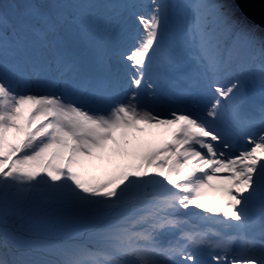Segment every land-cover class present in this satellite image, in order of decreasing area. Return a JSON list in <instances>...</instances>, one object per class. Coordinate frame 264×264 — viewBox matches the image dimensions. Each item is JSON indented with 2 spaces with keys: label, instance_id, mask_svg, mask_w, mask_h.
Returning a JSON list of instances; mask_svg holds the SVG:
<instances>
[{
  "label": "snow or ice",
  "instance_id": "snow-or-ice-1",
  "mask_svg": "<svg viewBox=\"0 0 264 264\" xmlns=\"http://www.w3.org/2000/svg\"><path fill=\"white\" fill-rule=\"evenodd\" d=\"M248 2L152 0L150 16L132 13L144 35L128 52L120 50V12L103 0L0 4V264H264V12L259 23L250 20L241 7ZM170 8L195 53L168 33ZM113 60L134 69L127 102L114 103L107 115L84 110L117 89ZM193 60L207 72L234 65L241 71L230 87L215 89L205 118L172 111L161 119L140 109L146 77L155 76L161 94L172 85V95H188ZM253 61L257 72L243 75ZM17 84L26 94L14 92ZM54 86L59 95L30 91ZM250 86L259 105L249 101ZM217 121L241 132L258 129V137L247 136L253 146L231 158L213 143L232 148ZM142 125L164 128L172 139L129 150ZM114 157L131 162L104 178L88 174ZM206 189L222 193L220 206L201 202ZM190 206L222 214L214 222L231 235L216 242L181 229L191 247L179 240L162 246L158 235L187 223L182 217L212 219ZM234 242L239 251L229 255ZM204 244L221 253L202 259L196 246Z\"/></svg>",
  "mask_w": 264,
  "mask_h": 264
},
{
  "label": "rangeland",
  "instance_id": "rangeland-1",
  "mask_svg": "<svg viewBox=\"0 0 264 264\" xmlns=\"http://www.w3.org/2000/svg\"><path fill=\"white\" fill-rule=\"evenodd\" d=\"M21 2V0H0V4L4 5L5 7H7L9 4L11 3H18ZM103 2H106V0H103ZM138 4L139 5H143L142 7L140 6H135V8H137L136 10L134 9V5H132V7L130 8H124L123 10L120 9V5H122V2H119L118 4H116L117 8L113 9L114 10H118L120 12V16L118 18L119 24L121 26V28L123 29V35H122V39H121V43H120V50L124 51V52H128L129 50L133 49L138 40L144 35L143 32V26L139 25L138 22L135 19V16L132 15V13H135L136 15H144V16H150L151 14V10H152V0L150 1H146L141 3L142 1L138 0ZM163 2L172 5V4H183V3H187L188 0H163ZM124 5H129L128 3L124 2ZM116 12V11H115ZM112 12H109L108 15H112ZM182 20L181 17L179 16V14H177V12H174L172 9H169V14H168V33L171 34L174 38V41L181 44L185 45V46H190L191 51L193 52L192 48H191V44L194 45L192 40H187V32L186 30H184L182 27ZM131 27L132 29L128 32V31H124L125 29ZM128 35H133L134 37H138L137 38V42L135 43V39L134 40H130L128 38ZM126 41V44H123V42ZM135 43V44H134ZM123 44V45H122ZM134 45V46H133ZM196 50V49H195ZM195 53V52H193ZM112 64L114 63H118V61L113 60L111 62ZM190 69L193 73H197V72H202L204 71V67L201 68V66L197 65L195 61H191L190 62ZM127 65V69H123L121 70L123 72V74H117V78H118V90H117V96L113 97V95L111 94L109 97L105 98V102H108L111 106L114 105V103L116 102H127V98L130 94L131 89L133 88V86L130 83V77H131V73L132 71H134V69H131L128 64ZM238 68V67H237ZM247 69V70H246ZM243 72V75L247 76L250 75L252 73H256L257 72V67H256V63L255 65H253V62H251V68H246ZM118 70H116L117 72ZM206 71V70H205ZM240 71V70H239ZM212 74L213 72H207L206 74ZM210 74V75H211ZM237 77H232L231 80L228 79L226 80L224 83H227L230 81V85H226V86H220V88L223 89H227L228 87H230L232 85V83L235 82ZM155 76H152L151 79H149L148 77L145 78V80L143 82H149V83H153V88H150L148 90V88H145V90H143L144 88H142V85L139 89L140 91V96L139 99H143V98H150L151 102L153 103L155 101L154 98V89L158 88V85L155 83ZM142 82V84H143ZM223 83V84H224ZM200 88H201V92L198 93L196 95L195 98H193V108L190 109H179L177 108V106L174 104L173 108L178 109L180 111L183 112H191L192 114H194L195 116H198L200 118H202L206 113L208 108L210 107V104L208 103V100L211 97V90H210V82H205V78L204 77H200V82L197 84ZM14 92L19 95V94H26V90L21 87L19 84H17L14 87ZM32 93L34 94H41V95H59L60 94V87L59 86H54V87H50L49 89H36L33 88L30 90ZM248 92L249 94V101L250 103L254 102L256 100V96L259 97V93L252 88L251 86L248 88ZM96 101V99H94ZM252 101V102H251ZM91 102V101H90ZM90 102L88 103H84L82 104V108L84 110H88L89 109H94V110H98V112H91V113H95V114H103V115H107L110 110H105V111H101L104 110L106 107L103 105V103H99L98 107H93ZM151 111H154V109H150ZM159 117H163V116H159ZM206 117V116H205ZM204 117V118H205ZM162 128H146L145 132L143 133H136V139L133 140L131 142V144L129 145V150H136V148H139V152H143V151H147L150 148H155V147H159L163 145L162 142V138L164 139L165 135H161V133L163 131H161ZM254 131V130H253ZM255 132V131H254ZM259 134V132H258ZM150 142V143H149ZM148 143V144H147ZM144 144H146L144 146ZM137 152V151H136ZM115 163L113 164H108L107 161L101 163L100 161H97L96 163L100 165V167L98 168H94V169H90L89 170V175L90 176H95L98 178H104L106 175L111 174L112 172H114L116 170V165L117 164H126L131 162V158H123L121 159L120 157H114ZM159 179H162V177H158ZM169 187H171L169 185ZM205 199L202 198V201L205 206L207 207H216L217 204L222 203L218 202L219 199H214L213 197H211V195L205 192V195L203 196ZM217 198V197H215ZM215 202V204H214ZM214 204V205H213ZM193 209V212L199 213V210H196L195 206H190ZM207 213H205L206 215ZM212 219L215 218V215L212 213ZM75 234H73L74 236Z\"/></svg>",
  "mask_w": 264,
  "mask_h": 264
},
{
  "label": "water",
  "instance_id": "water-1",
  "mask_svg": "<svg viewBox=\"0 0 264 264\" xmlns=\"http://www.w3.org/2000/svg\"><path fill=\"white\" fill-rule=\"evenodd\" d=\"M241 7L250 20L260 22L262 12H264V0H250Z\"/></svg>",
  "mask_w": 264,
  "mask_h": 264
},
{
  "label": "trees",
  "instance_id": "trees-1",
  "mask_svg": "<svg viewBox=\"0 0 264 264\" xmlns=\"http://www.w3.org/2000/svg\"><path fill=\"white\" fill-rule=\"evenodd\" d=\"M127 1L132 2V1H136V0H127ZM141 1L145 2V1H150V0H141ZM119 2H120V0H106V3L112 4V5H116V4H118ZM137 2H138V1H137ZM170 9H171V8H170ZM105 11H106V10H105ZM177 14H178V13H177ZM187 39H188V40H191V38H190L188 35H187ZM191 48L194 49L195 47L192 46ZM255 63H256V65H257L259 62H258V61H253V65H255ZM138 150H139V149H136L135 151H138ZM180 211H181V210H180ZM182 212L184 213L185 210H182ZM182 219H186V218H182ZM186 220L189 221L188 219H186ZM161 234H165L164 231L161 232ZM158 237H159V236H158ZM158 237H157V238H158ZM66 238L69 239V240H72V241L86 243L89 247H95V246H96L94 242L84 240L83 238L78 237L77 235H74V236H73V234H70V235H69L68 237H66Z\"/></svg>",
  "mask_w": 264,
  "mask_h": 264
},
{
  "label": "bare ground",
  "instance_id": "bare-ground-1",
  "mask_svg": "<svg viewBox=\"0 0 264 264\" xmlns=\"http://www.w3.org/2000/svg\"><path fill=\"white\" fill-rule=\"evenodd\" d=\"M121 70H123V68L122 69H120V73H123ZM238 77V76H237ZM43 89H49V88H43ZM165 98L167 99V100H169V96H165ZM140 100V99H139ZM145 145V144H144ZM137 152H139V151H137Z\"/></svg>",
  "mask_w": 264,
  "mask_h": 264
}]
</instances>
